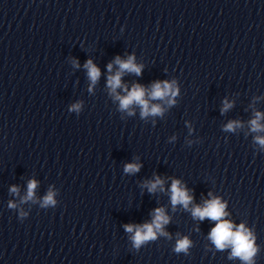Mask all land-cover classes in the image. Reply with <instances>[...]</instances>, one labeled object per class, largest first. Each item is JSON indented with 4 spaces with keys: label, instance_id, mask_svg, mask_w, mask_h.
I'll return each instance as SVG.
<instances>
[{
    "label": "clouds",
    "instance_id": "9594fccd",
    "mask_svg": "<svg viewBox=\"0 0 264 264\" xmlns=\"http://www.w3.org/2000/svg\"><path fill=\"white\" fill-rule=\"evenodd\" d=\"M134 59V56H129L127 60H121L120 57H116L115 64L119 65V70L115 73V75L108 77V86L110 87L112 93L116 94V99L120 101L121 110H127L131 105L135 104L141 107L142 117L149 114H159L161 112L159 106L149 107V102L145 99L147 90L143 86L136 84L130 91H128L126 86H123L121 83V76L124 71L133 72L136 75L141 74L143 65H137L134 62ZM75 63L76 66H79L78 62ZM84 67L88 70V77L94 85L100 76L99 68L93 64L91 60H88ZM107 67L109 72H111L113 65L110 63ZM121 87H124L127 95L120 96L116 93V90ZM147 94L151 99H162L170 95L174 96L176 94L175 82L169 83L168 81H156L153 83L151 91ZM169 102L171 103L172 101L170 100ZM230 107L231 104L225 101L222 112L226 111ZM79 108V104L72 106V110L78 111ZM129 114H131V112ZM260 119L261 114L256 113L255 119L250 122L252 131L264 130V126L259 123ZM237 126H239V122H230L226 126V130H233L234 127ZM256 141L264 147V138L258 136L256 137ZM139 168L140 165L130 163L125 166L124 170L126 173H135L139 171ZM162 185L163 181L159 177H156L154 181L146 184L149 192H154L158 186ZM35 188L36 181H30L28 184V193L27 196L24 197V200L32 199L34 194L33 190ZM11 191L17 192L18 190L15 186H13ZM171 193V202L173 205L182 204L185 208H187L192 201V197L188 194V191L185 188L180 186V182L178 180H173ZM54 203L53 193L49 192V194L44 198V205L46 206ZM10 206L14 207L15 205L10 204ZM225 207L226 204L222 203L219 198H213L205 201L202 207L195 206L192 209V215L194 218H198L200 220L207 217L213 221H218L209 233V239L212 240L216 248L223 250L227 246H231V257H239L242 261L247 262V264H253V257L257 252V248L254 247V238L252 237V233L247 230L243 224L237 226L236 230L233 231L234 225L232 222L222 219L227 215ZM21 215H23V213H21ZM168 222L169 217L165 215L164 210L162 208H156L154 210L153 220L151 223H144L143 225L126 224L124 225V228L126 232L132 233L131 239L133 246L139 248L144 242L156 239L157 232L166 235V233L163 232V225H166ZM190 243L191 242L187 238L181 239L177 242L175 250L177 252H186Z\"/></svg>",
    "mask_w": 264,
    "mask_h": 264
}]
</instances>
